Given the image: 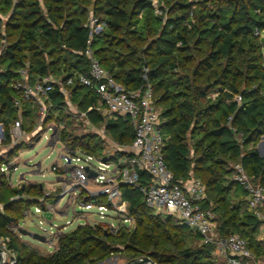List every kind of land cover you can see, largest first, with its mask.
Here are the masks:
<instances>
[{"label":"trees","instance_id":"obj_1","mask_svg":"<svg viewBox=\"0 0 264 264\" xmlns=\"http://www.w3.org/2000/svg\"><path fill=\"white\" fill-rule=\"evenodd\" d=\"M158 2L161 16L154 14L151 0H0V124L8 132L18 118L14 102L19 100L23 126L27 130L34 126L36 107L22 101L13 90L21 70L27 72L30 84L45 76L63 83L77 75L88 76L89 61L84 51L89 29L84 25L91 14L104 24L92 38L94 59L125 91L148 84L154 105L162 108L163 156L174 180H199L205 187L203 207H211L217 215L219 238L236 234L246 241L252 254L264 257V246L256 241L262 223L248 209L243 189L230 180L233 171L228 168L229 163L239 162L253 182L264 187V158L255 148L242 151V146L264 135V69L262 47L255 36L264 32V0H199L191 10L187 0L177 4L174 0ZM178 5L181 8L176 10ZM149 37L150 46L145 51L128 47L132 40L144 43ZM190 64V76L177 79L178 70ZM213 85L217 87L215 100L210 98ZM68 90L70 102L78 111L86 113L94 124L103 122L100 113L87 112L90 107H100L92 91L76 84ZM237 94L240 104L233 100ZM47 101L57 111L66 108L58 86L48 94ZM62 118L49 114L44 125L62 123L60 140L66 146L102 156L95 137L88 136L81 144L70 140ZM106 129L119 145L128 146L133 141L128 119L109 120ZM138 181L150 185L143 172L138 173ZM0 183V238L9 240L16 264L92 263L89 243H95L99 232L89 226L61 234L57 250L48 258L28 250L9 230L8 219L18 220L6 212L13 209L11 198L17 195H32L30 201L34 203L28 208L42 205L40 193L34 186L8 188L1 173ZM119 191L128 204V217L135 220L132 231L120 230L117 237L120 244H125L124 251L131 254L129 261L150 257L155 264H216L213 246L200 241L196 244L198 235L190 229L186 232L179 222L173 224V217L155 215L146 206L140 189L121 185ZM233 199L235 206H231ZM187 241H196L198 248H186Z\"/></svg>","mask_w":264,"mask_h":264},{"label":"built area","instance_id":"obj_2","mask_svg":"<svg viewBox=\"0 0 264 264\" xmlns=\"http://www.w3.org/2000/svg\"><path fill=\"white\" fill-rule=\"evenodd\" d=\"M151 6L156 16L162 15L158 0H151ZM103 26L104 24L93 18L91 14L84 25L89 29L87 48L84 51V56L89 61L88 76L77 75L69 78L65 83L54 77L45 76L30 84L25 70L18 73L20 79L13 85V90L17 92L22 101L30 103L38 109L39 120L37 126L28 131L22 122L21 102L16 100L14 105L19 110L17 120L8 132L0 124V150L3 146L9 149L20 142L35 140V143L41 139L44 127L47 125L44 124L48 117V109L53 108L48 101L46 102L47 96L55 86L59 87L60 93L63 94L68 105L70 103L68 87L75 84L85 87L98 97L100 103V107H90L87 112L100 113L105 127L109 120L128 119L133 129L134 138L128 146L106 141L101 157L86 154L79 148L63 145L66 153L61 156L63 165L59 167L55 163L52 165L51 171L57 175L60 184L64 185L61 190L62 198L68 195L69 206L79 207L80 211L74 213V218L84 221L80 226L86 225L85 217L89 214L82 211L88 212L95 209L99 219H102L103 214L110 210L117 215L122 227H128L133 219L128 217V204L122 201L119 187L129 185L140 189L146 206L155 215L175 218L181 225L197 234L201 244L213 246L212 256L222 258L224 264H264V257L257 258L252 254L246 241L238 235L233 234L225 239L219 238L216 231L215 213L211 207H203L206 199L205 187L199 180L193 178L184 182L174 180L173 174L167 169L164 161L165 138L160 131V112L154 105L151 87L147 84L135 91H125L94 59L90 45L93 35L98 34ZM233 100L239 104L241 97H235ZM79 112L75 111L74 113L87 119L86 113ZM50 123L52 125L47 128V131L50 132L47 147L51 148L56 144H62L60 133L63 130V125L62 123ZM37 139L39 140L36 141ZM117 151L121 152V157L116 158ZM1 154L2 151L0 157ZM104 158L108 163L103 162ZM39 168L35 167L33 171L39 173ZM17 170L18 167L10 161L0 163V173L6 178H10L11 174ZM139 172H143L149 177L150 185L143 186L139 183ZM23 176L19 177L21 183H24ZM232 180L243 189L248 209L262 223L263 233L260 240L264 244V187L255 184L253 178L246 174L240 164L234 167ZM91 185L94 186V190L89 188ZM101 198L107 200V205L98 203V199ZM92 199L95 200L91 201ZM12 200L13 198H11ZM41 206H43V210L36 208L35 212H44L50 215L51 220L55 209L45 205L44 202ZM2 211L3 205L0 202V213ZM66 215L67 211L61 216ZM75 215L78 216L75 217ZM44 219L46 220V218ZM71 224L72 222L66 221L64 229ZM108 227L115 230L111 225ZM52 228L55 229V233L50 232V238L45 237L47 241L57 240L63 234V230L57 226ZM12 230L14 229L12 228ZM45 233L47 234L46 231H44ZM8 244L7 238H0L1 263L16 264L15 254L9 249Z\"/></svg>","mask_w":264,"mask_h":264},{"label":"rangeland","instance_id":"obj_3","mask_svg":"<svg viewBox=\"0 0 264 264\" xmlns=\"http://www.w3.org/2000/svg\"><path fill=\"white\" fill-rule=\"evenodd\" d=\"M17 0H15L16 2ZM184 0H174V2L180 3ZM188 4H190L191 9L195 5L198 4L199 0H187ZM168 11L169 6L165 7ZM176 10L180 9L181 7L175 6ZM6 19V17H4ZM257 37V42L260 44L261 48V56H262V66L264 69V32H260L259 34L255 35ZM151 37L147 39L146 42L142 43L140 40H132L128 44V47L131 50H137V51H145L147 50L148 46H150ZM196 61L194 62V64ZM193 64H190L185 69H179L177 72V79H183L188 76H190V70L192 69ZM189 69V70H188ZM210 74V73H209ZM143 79H146V76L143 75ZM56 79V78H55ZM59 80V79H56ZM215 85L212 86L211 92H210V98L211 100H215L217 96ZM237 94L235 97H238ZM234 97V98H235ZM233 98V99H234ZM240 104V103H239ZM159 112L162 111V108L160 106L157 107ZM48 115L52 114L53 117H56L57 115H61L64 122V130L65 133L68 134L70 137V140H75L77 143L81 144L82 142H87V137H95L97 142L99 143V147L102 148L106 145V141H111L112 143L119 145L120 143L116 141V139L112 136H110L107 132V129L105 130L104 122H101L99 124H94L92 122H88V120L85 117H80L79 115H75V111L77 112V108L70 102L69 105L66 104L65 109H61L60 111L56 110L55 108L48 109ZM79 112V111H78ZM81 113V112H79ZM38 109L36 108L35 114L32 118V122L34 126L32 129L37 126L38 124ZM24 123V121H23ZM52 125L51 123H47V125L44 127V131L42 133V137L38 142H35V140H29L27 142H20L19 144H15L13 147L5 148L6 146H3L0 150V153L2 151L0 160L1 162H7L10 161L12 164L16 165L18 167V170L15 173L11 174L10 178H6L10 189H18L20 186H34L35 191L40 193L39 201L42 203L44 202L45 205H51L54 207L56 213H64L65 210H67L66 216H58L57 214H52L51 220L47 221L44 219V212L36 213L35 209L38 208L41 210L40 205L34 204L30 208H28L31 203H34L32 198V195H22V196H13V203H15L13 209L11 211L6 212V214L15 217L18 222L17 225L19 228H22L28 232L44 235L47 238H50L49 233H55V229H53V226H57L60 230H63V234H68L72 232L74 229H76L78 226H80L82 223H84L83 220H78L74 218V213L79 212L80 209L78 206L75 208L73 206H69L68 203V195L64 196L62 198L61 196V190L64 187L63 184H58L56 182L57 175L51 171L52 165L55 163L61 167L63 165V161L61 156H64L66 153L64 151L65 143L61 141L62 144H56L54 147L52 146L47 147L48 139L50 137V132L47 131L48 126ZM27 126H25L26 128ZM27 129V128H26ZM31 129V130H32ZM30 131V130H28ZM238 144L241 146L243 145V141L237 136L235 137ZM264 140V135L260 136L259 138H255L252 144L245 146H242V151H247L252 148H255L256 151L259 153L262 141ZM34 143V144H33ZM33 145V146H31ZM66 146V145H65ZM16 150V151H15ZM15 151V152H14ZM14 152V153H13ZM101 154V151H99ZM98 152V153H99ZM114 152V151H113ZM96 153V154H98ZM117 153H121L117 151ZM116 153V154H117ZM106 155V153H103ZM102 155V154H101ZM100 155V156H101ZM78 156V154H77ZM96 156V155H95ZM99 156V155H97ZM27 163L28 167H25V164ZM108 163V162H106ZM39 164V173L35 176L26 175L29 171L35 170L34 165ZM228 168H231V171L234 173V167L239 164V162L235 163H229ZM233 173L229 176L230 180L233 179ZM20 175L23 176L24 183L19 182ZM233 181V180H232ZM5 187V186H4ZM3 189L2 184L0 183V189ZM6 188V187H5ZM4 188V189H5ZM91 190H94V186H89ZM34 196V194H33ZM95 198V197H94ZM95 200V199H94ZM93 199L91 201H94ZM80 201H82V198H80ZM234 201V199H233ZM18 202H24V205H21ZM27 202V203H25ZM233 205L236 204V200L234 201ZM17 203V204H16ZM98 203L102 205H107V200L105 198L98 199ZM17 207V208H15ZM83 213H89L86 215L85 219V226L91 227L93 230H96V232H99V236H97V240L95 243H92L91 241L89 245L91 246L90 252V258L89 260L92 263L88 264H126L131 259V254L125 252V244H120L119 239L117 238L120 234V230L125 232H130L135 227V220L131 222V224L128 227H122L120 225V221L117 217V215L113 211H107L103 215L102 219H99L98 213L95 209L92 211H82ZM215 213V212H214ZM5 214V215H6ZM216 215V213H215ZM78 215H75L77 217ZM217 219V215H216ZM66 221L72 222V224L69 227H65ZM170 221L173 224H177L178 221L175 218H171ZM15 223L9 224V230L12 231V228L14 227ZM108 225L115 228V230H112ZM44 231L47 232V234H44ZM185 231H188V228H185ZM13 233L18 236V239L26 246L28 250H30L33 254L48 258L50 257L56 250H57V240H51L47 241L46 243H41L37 241H33L30 238L27 237H21L19 236L16 231H13ZM101 235V237H100ZM99 240V241H98ZM88 244V243H87ZM194 241H187V244L184 246L186 248H189L191 250H196L198 245H194ZM184 247V248H185ZM216 261V264H224V261L222 258H214Z\"/></svg>","mask_w":264,"mask_h":264},{"label":"water","instance_id":"obj_4","mask_svg":"<svg viewBox=\"0 0 264 264\" xmlns=\"http://www.w3.org/2000/svg\"><path fill=\"white\" fill-rule=\"evenodd\" d=\"M38 140L39 139H37L36 141H38ZM103 162H106L105 158L103 159ZM25 167H28L29 169L31 168L30 166H27V164H25ZM34 167H36V169H37V168L40 167V165L39 164H35ZM37 174L38 173H36L32 169V171H29L26 175L35 176ZM41 209L43 210V206H41ZM44 218H46V220L49 221L50 220V215L44 213ZM8 222L9 223H15L14 227H13L14 230H12V231H16V233L19 236L27 237V238H30L33 241H37V242H41V243H46L47 242V240H46L44 235L31 233V232H28V231H26V230H24L22 228H19L15 219H8ZM0 255H2L1 249H0ZM0 264H2L1 263V256H0ZM126 264H155V263L150 259V257H143V258H140V259H137V260L128 261Z\"/></svg>","mask_w":264,"mask_h":264},{"label":"crops","instance_id":"obj_5","mask_svg":"<svg viewBox=\"0 0 264 264\" xmlns=\"http://www.w3.org/2000/svg\"><path fill=\"white\" fill-rule=\"evenodd\" d=\"M91 122V121H90ZM259 154V156L261 157V158H264V140L262 141V144H261V148H260V152L258 153ZM56 182H58V184H60V182H59V180H58V178H56ZM19 188H21V186L19 187ZM22 188H24V187H22ZM49 206H51V205H49ZM40 208H41V205H40ZM52 208L54 209V207L52 206ZM66 211H67V209L65 210V212L64 213H66ZM64 213H56V211H55V214H58V216H61L62 214H64ZM194 233V232H193ZM262 233H263V228H262V226H260V228H259V230H258V233H257V236H256V241L258 242V243H260L261 245H263L264 246V244L261 242V236H262ZM200 241V239L196 242V244L198 243Z\"/></svg>","mask_w":264,"mask_h":264}]
</instances>
